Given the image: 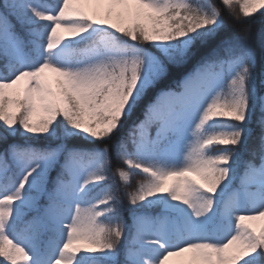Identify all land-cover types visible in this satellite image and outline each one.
Instances as JSON below:
<instances>
[{"label":"snow or ice","instance_id":"6c2138e0","mask_svg":"<svg viewBox=\"0 0 264 264\" xmlns=\"http://www.w3.org/2000/svg\"><path fill=\"white\" fill-rule=\"evenodd\" d=\"M0 61V264H264V23L230 34L214 0H0ZM113 157L144 177L127 208Z\"/></svg>","mask_w":264,"mask_h":264},{"label":"trees","instance_id":"16d2710c","mask_svg":"<svg viewBox=\"0 0 264 264\" xmlns=\"http://www.w3.org/2000/svg\"><path fill=\"white\" fill-rule=\"evenodd\" d=\"M214 3H216V6L221 9V13H222L225 25L227 26V31L230 34L241 35L243 32L242 28L245 29L250 24L254 28V27H258L259 25L261 26V24L264 23V17H261L259 15L257 16L255 21H250V20L243 18L240 14V11H239V4L233 5L232 10H234V12L232 13V17H229L228 14L226 13V11L224 10L223 5H221L219 3V0H214ZM233 17H237L238 19H234ZM242 19H245V20H242ZM138 114L139 113L137 112L134 115V117ZM124 123H125V129H126L127 126L129 125L130 121L126 120ZM10 142H15V143L22 142V143H24V138L19 137V136L15 137V138H10ZM30 142L37 143V144L41 143L40 141H30ZM117 166L118 165H117V162L115 160V157H113L112 166H111V168L108 169V173H107L109 175L110 179L108 180L107 184L104 185V187L111 185V191L113 192V194H115L117 197H119L120 200L122 201L124 207L127 208L128 199H127V196L125 195V193L133 191L136 187L137 182L140 180H143L144 177L142 175L137 174V173H133L131 176V182L129 184L125 185L123 182H121L120 178L115 175V169ZM119 166L123 167V165H119ZM12 171L15 172L16 170L13 169ZM56 171H57V169L51 170L49 172V177L53 178V176L56 174ZM113 181H114V183H113ZM48 186L50 188L51 184H49ZM40 203L42 204V200L40 201ZM123 216H124L125 223L127 225V228L125 230L124 240H125V242H127L132 221H131V218L128 216V213L126 211L123 212ZM122 258H123V255L121 254V259Z\"/></svg>","mask_w":264,"mask_h":264},{"label":"rangeland","instance_id":"374dc122","mask_svg":"<svg viewBox=\"0 0 264 264\" xmlns=\"http://www.w3.org/2000/svg\"><path fill=\"white\" fill-rule=\"evenodd\" d=\"M224 10L226 11V13L228 14L229 17H232V15H229V11H228V10H226L225 8H224ZM231 11H232V13L234 12V10H231ZM242 20H245V19H242ZM243 23H244V22H243ZM243 23H242V24H243ZM259 27H260V25H259L258 27H254V28H253V32H254V34H255L256 30H257ZM242 29L244 30V28H242ZM242 34H243V32H242ZM242 34H241V35H242Z\"/></svg>","mask_w":264,"mask_h":264}]
</instances>
